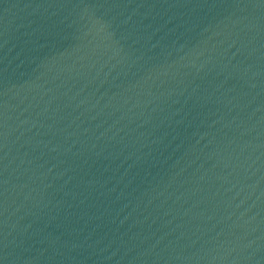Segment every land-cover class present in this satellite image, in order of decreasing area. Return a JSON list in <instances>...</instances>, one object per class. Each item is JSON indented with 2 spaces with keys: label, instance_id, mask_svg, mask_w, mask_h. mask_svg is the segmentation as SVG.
Masks as SVG:
<instances>
[{
  "label": "water",
  "instance_id": "water-1",
  "mask_svg": "<svg viewBox=\"0 0 264 264\" xmlns=\"http://www.w3.org/2000/svg\"><path fill=\"white\" fill-rule=\"evenodd\" d=\"M0 264H264V0H0Z\"/></svg>",
  "mask_w": 264,
  "mask_h": 264
}]
</instances>
